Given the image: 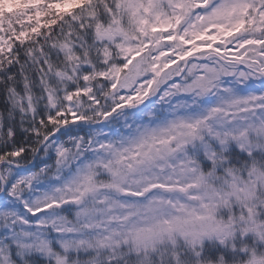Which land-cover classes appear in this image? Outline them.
<instances>
[{"label":"snow or ice","instance_id":"obj_1","mask_svg":"<svg viewBox=\"0 0 264 264\" xmlns=\"http://www.w3.org/2000/svg\"><path fill=\"white\" fill-rule=\"evenodd\" d=\"M0 264H264V0H0Z\"/></svg>","mask_w":264,"mask_h":264}]
</instances>
